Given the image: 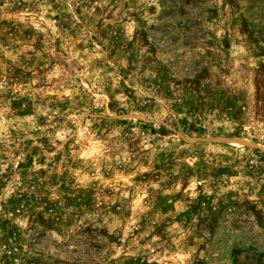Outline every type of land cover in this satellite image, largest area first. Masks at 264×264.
<instances>
[{
    "label": "rangeland",
    "instance_id": "1",
    "mask_svg": "<svg viewBox=\"0 0 264 264\" xmlns=\"http://www.w3.org/2000/svg\"><path fill=\"white\" fill-rule=\"evenodd\" d=\"M0 264H264V0H0Z\"/></svg>",
    "mask_w": 264,
    "mask_h": 264
}]
</instances>
